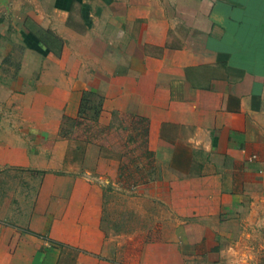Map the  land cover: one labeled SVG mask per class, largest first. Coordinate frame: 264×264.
Here are the masks:
<instances>
[{"label": "crops", "instance_id": "0c3cea01", "mask_svg": "<svg viewBox=\"0 0 264 264\" xmlns=\"http://www.w3.org/2000/svg\"><path fill=\"white\" fill-rule=\"evenodd\" d=\"M87 91L97 120L62 137ZM116 112L149 122L144 228L106 225ZM262 257L264 0H0V264Z\"/></svg>", "mask_w": 264, "mask_h": 264}, {"label": "rangeland", "instance_id": "374dc122", "mask_svg": "<svg viewBox=\"0 0 264 264\" xmlns=\"http://www.w3.org/2000/svg\"><path fill=\"white\" fill-rule=\"evenodd\" d=\"M97 99L98 98L90 96V101L92 103L96 104ZM91 115L92 111L90 112L88 117L90 118ZM117 117L118 118L116 119L115 124H113V127H111V130H113L111 132V135L114 136V143H116L118 148H120V150L124 153V163H126L130 167V169L138 170L142 165L147 164L148 161V158L144 156L145 147L143 145V137L138 136L135 140H130V134L135 133V131H133L132 129L125 130L123 127H132V125L135 123V118L132 119V116H128L127 114H117ZM123 118L125 119V121H121V119ZM86 119L87 118H81L80 124L85 122L89 123V121ZM76 120L77 117L74 118V120L68 118L64 119L60 131V135L62 137H69L73 134L75 135L76 131H79L80 134L86 133V131H91V126H89L88 124L80 125V129L76 130L78 125ZM93 131L95 132L94 129ZM151 176L156 177L157 173L153 172L150 177ZM132 183L133 181H127L122 185V190L114 189V193L106 195L104 215L107 226L109 225L110 227L115 226L118 229H126L127 227L131 226L135 228H144L146 227V225H148V213H145V210H148V206L146 204H139L138 201H135L130 196V193H126L127 190L129 191L132 188L129 187V185ZM262 259V264H264V257H262Z\"/></svg>", "mask_w": 264, "mask_h": 264}, {"label": "trees", "instance_id": "16d2710c", "mask_svg": "<svg viewBox=\"0 0 264 264\" xmlns=\"http://www.w3.org/2000/svg\"><path fill=\"white\" fill-rule=\"evenodd\" d=\"M90 96L98 98L96 100V104L90 101ZM102 101L103 98L99 94L90 91L85 92L80 108V118L76 120L77 124L80 122L81 118H87L90 119V121L97 120L100 114V110L102 108ZM90 110L92 111L93 116L91 115L89 118L88 115L91 112ZM117 114L120 115V113H114L115 119L118 118ZM131 118H135V123L132 125V127L124 126L123 128L125 130L132 129L133 131H135V133L130 134V140H135L138 136L143 137V145L145 147L144 156L148 158L147 164L142 165L138 170H132L126 163H122L120 168V179L124 182L133 181V183L129 185L133 187L141 182L149 181L152 178V176L150 177V175H152L155 170V155L154 152L148 146L149 122L147 118L135 115H132ZM121 121H125V119L123 118L121 119ZM113 124H115V122ZM113 124H111L110 127H113Z\"/></svg>", "mask_w": 264, "mask_h": 264}]
</instances>
